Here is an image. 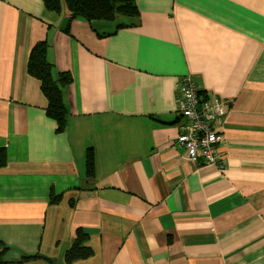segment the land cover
<instances>
[{"label":"crops","instance_id":"obj_1","mask_svg":"<svg viewBox=\"0 0 264 264\" xmlns=\"http://www.w3.org/2000/svg\"><path fill=\"white\" fill-rule=\"evenodd\" d=\"M135 1L138 15L76 17L66 33L67 7L0 0L4 258L65 264L82 230L94 254L71 264H264V0ZM38 41L53 78H73L61 133L27 72ZM187 75L226 101L217 165L176 143Z\"/></svg>","mask_w":264,"mask_h":264},{"label":"trees","instance_id":"obj_2","mask_svg":"<svg viewBox=\"0 0 264 264\" xmlns=\"http://www.w3.org/2000/svg\"><path fill=\"white\" fill-rule=\"evenodd\" d=\"M47 11L60 13L63 7H67L70 15L66 20L63 31L70 33L71 21L76 17L87 18L90 16H108L114 13H120L125 16H135L139 14V8L135 0H43ZM92 27V25H91ZM120 26L112 31H100L94 26L92 27L99 37H106L116 33ZM53 62L48 56V46L46 41H38L31 47L27 60V72L30 76L36 78L40 82V88L47 100L46 114L56 123V132L61 133L65 129L67 107L65 104L62 87H68L72 81V75L67 71L59 72L57 80L52 75ZM197 83V82H196ZM198 85V84H197ZM199 86V85H198ZM180 87V85H179ZM199 94L207 97L208 94L203 88H198ZM178 95V90H177ZM7 165V150L0 147V168ZM85 169L88 175L95 172V155L93 147H88L85 153ZM60 196H53V200ZM59 200V199H58ZM57 201V200H56ZM88 235L82 230L76 231V237L72 245L64 253L65 264L80 259H87L94 254V249L86 243ZM9 248L0 242V264H7L10 261L5 260L4 256ZM31 257H43L48 264H57L53 258L40 256L24 255L23 260ZM19 262V261H18Z\"/></svg>","mask_w":264,"mask_h":264},{"label":"built area","instance_id":"obj_3","mask_svg":"<svg viewBox=\"0 0 264 264\" xmlns=\"http://www.w3.org/2000/svg\"><path fill=\"white\" fill-rule=\"evenodd\" d=\"M198 88L191 76L180 79L176 110L185 120L179 124L175 140L186 150L191 162L217 165L221 158L217 148L224 138L228 108L225 100L216 95L203 97Z\"/></svg>","mask_w":264,"mask_h":264}]
</instances>
